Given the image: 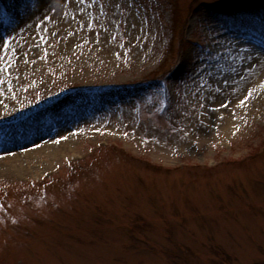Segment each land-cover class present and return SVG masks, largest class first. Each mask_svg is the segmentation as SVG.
Masks as SVG:
<instances>
[{"label":"rangeland","instance_id":"rangeland-1","mask_svg":"<svg viewBox=\"0 0 264 264\" xmlns=\"http://www.w3.org/2000/svg\"><path fill=\"white\" fill-rule=\"evenodd\" d=\"M263 51L264 0H0V139L77 136L0 172V264H264Z\"/></svg>","mask_w":264,"mask_h":264},{"label":"bare ground","instance_id":"bare-ground-1","mask_svg":"<svg viewBox=\"0 0 264 264\" xmlns=\"http://www.w3.org/2000/svg\"><path fill=\"white\" fill-rule=\"evenodd\" d=\"M263 58H264V51H263ZM188 64V60H186L184 66ZM184 68V67H183ZM178 71V70H177ZM7 105L9 108V99L7 98V95H5L0 100V112L2 108V104ZM8 103V104H7ZM6 106V107H7ZM5 107V111L7 110ZM8 108V110H10ZM1 115V114H0ZM10 114H7L5 119H10L13 117V115L9 116ZM2 120V118H0ZM20 124V123H18ZM76 141L77 136L72 134H69L64 138L60 143L51 144L49 146L41 144L37 150L33 149L34 151H30L27 154L17 153L18 151H15V147H11L6 142L0 143V148L3 149V156H0V172H7L10 173H23L27 169L40 166L43 162L51 163L52 161L58 159V157L61 156L63 152L72 150L76 148ZM67 147L66 151H63ZM32 150V149H31ZM11 151H15L12 153ZM0 150V154H1ZM44 170L43 172L48 171Z\"/></svg>","mask_w":264,"mask_h":264}]
</instances>
